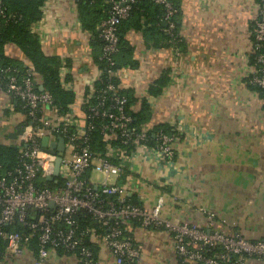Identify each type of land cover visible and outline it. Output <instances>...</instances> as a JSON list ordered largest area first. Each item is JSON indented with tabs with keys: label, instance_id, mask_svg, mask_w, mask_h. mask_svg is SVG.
<instances>
[{
	"label": "crops",
	"instance_id": "crops-1",
	"mask_svg": "<svg viewBox=\"0 0 264 264\" xmlns=\"http://www.w3.org/2000/svg\"><path fill=\"white\" fill-rule=\"evenodd\" d=\"M36 24L43 49L71 61L76 115L99 66L94 60L93 35L82 28L77 0H47ZM258 0H181L182 46L147 42L143 30L130 29L136 67L115 72L121 92L129 91L137 110L146 99L152 126L164 124L177 134L171 160L139 152L126 161L123 178L129 196L150 208L160 195L162 216L174 223L198 224L207 231L227 229L264 240V95L249 84L253 70V27ZM7 54L28 62L15 45ZM168 71V72H167ZM166 72L169 83L160 94L149 86ZM12 97L0 90V141L16 130L24 114ZM121 180L120 178H117ZM140 255L135 264H179L170 233L163 228L129 227ZM102 264H113L105 250ZM36 249L0 264H34ZM44 264H80L78 257L52 249ZM246 264H264L248 257Z\"/></svg>",
	"mask_w": 264,
	"mask_h": 264
},
{
	"label": "built area",
	"instance_id": "built-area-1",
	"mask_svg": "<svg viewBox=\"0 0 264 264\" xmlns=\"http://www.w3.org/2000/svg\"><path fill=\"white\" fill-rule=\"evenodd\" d=\"M154 1L165 8V31L173 42H179L181 36L173 30L178 8L172 0ZM109 2V16L99 26L103 39L100 58L109 65V74L115 75L112 67L120 50L119 24L129 16L135 0ZM0 17L10 20L17 15L0 0ZM252 34L254 67L248 81L264 90V0L258 1ZM24 63V70L16 64L0 68V80L6 78V89L0 82V90L21 100L24 109L18 127L22 132L1 141L17 150L13 165L0 160V242L7 256L20 257L35 246L34 264H44L52 249L76 255L80 264H102L99 255L95 257L94 245L98 251L108 252L113 264H135L140 250L129 227L139 223L171 234L179 264H246L248 257L264 260L262 239L252 240L223 228L207 231L195 223H174L162 216L163 195L150 208L131 200L123 178L126 161L139 152L171 160L176 153L174 130H154L146 123L135 127L129 97L110 81L87 111L81 108L83 117L76 115L74 103L61 114L51 94L39 90L43 84L40 74L29 61ZM99 71L96 80L103 69ZM62 83L71 88L68 82ZM95 93L91 85L81 104ZM96 130L105 143L104 152L93 146ZM45 136L46 146L42 144ZM59 136L64 137L65 147L55 182L48 177L55 171L58 154L50 149ZM94 172L102 178L96 179Z\"/></svg>",
	"mask_w": 264,
	"mask_h": 264
},
{
	"label": "trees",
	"instance_id": "trees-1",
	"mask_svg": "<svg viewBox=\"0 0 264 264\" xmlns=\"http://www.w3.org/2000/svg\"><path fill=\"white\" fill-rule=\"evenodd\" d=\"M47 0H2L4 5L10 12L16 13L15 19L6 20L0 17V68H4L8 64H16L25 69V63L17 57L7 54L6 47L9 44L15 45L24 57L29 61L35 70L42 77V83L45 90L49 92L53 98L55 105L59 109V113L66 114L70 109V105L77 101V94L74 89L67 88L63 85L62 81H70L72 79L71 61L63 59L59 55L48 54L41 43L40 36L35 29L36 24L43 17V8ZM178 8V13L174 17L175 27L174 32L180 34L179 16L181 14V0H172ZM261 1V0H258ZM78 15L85 31H89L93 35L94 48H100V52L94 53V60L103 72L98 80L95 81L94 87L96 93L92 96L87 103H82L81 108L87 111L88 107L96 102L97 93L102 90L110 81L115 86H119V79L115 75H110L107 71L109 65L105 59H101L103 39L100 37L99 26L103 19L109 16L110 2L109 0H77ZM165 8L162 4L154 0H135L132 4L130 14L127 18L123 19L119 24V47L120 50L114 55L116 64L112 67L116 72L121 66L136 67L137 61L133 59V46L126 38V33L130 29L143 30L145 38L151 45L158 46H182V38L179 42L175 43L172 40L171 34L165 31L164 25ZM252 62L254 55L251 56ZM168 72V71H167ZM0 82L3 83V88L6 89L5 79L1 78ZM64 79V80H62ZM169 83V77L166 72L162 73L156 80L149 86V92L152 95L160 94L163 87ZM251 85V84H250ZM257 89L261 95H264V90L256 85H251ZM89 93V88L86 91ZM129 97V112L133 116V125L140 128L142 124L149 121L151 118V108L146 99L141 100L140 106L137 110L130 108L134 102L129 91L125 90ZM14 100L15 109L24 113L21 100ZM164 128L166 130L170 127L159 124L155 126L154 130ZM93 146L98 151H105V143L98 131L93 133ZM17 150L11 146L4 144L0 141V160L7 166H11L16 162ZM134 201L133 198H131ZM35 248V246H34ZM95 257L98 255V247L92 245ZM36 249V248H35ZM5 254V247L0 242V261Z\"/></svg>",
	"mask_w": 264,
	"mask_h": 264
},
{
	"label": "water",
	"instance_id": "water-1",
	"mask_svg": "<svg viewBox=\"0 0 264 264\" xmlns=\"http://www.w3.org/2000/svg\"><path fill=\"white\" fill-rule=\"evenodd\" d=\"M101 30V28H99V31ZM39 90L44 91L45 87L43 84L39 85ZM22 132V128H17L16 130L12 131L9 133V137L10 138H15L19 133ZM48 142V136H45L42 139V144L44 146L47 145ZM12 148L16 149V146L13 145L11 146ZM56 147V149H55ZM64 147H65V139L62 136L58 137V142H52L51 144V148L50 149L53 153H57V159H56V164H55V171L53 173V175L49 176L48 179L49 180H54L55 182H57V179L55 178L58 174H59V168H60V164H61V160H62V155H63V151H64Z\"/></svg>",
	"mask_w": 264,
	"mask_h": 264
},
{
	"label": "rangeland",
	"instance_id": "rangeland-1",
	"mask_svg": "<svg viewBox=\"0 0 264 264\" xmlns=\"http://www.w3.org/2000/svg\"><path fill=\"white\" fill-rule=\"evenodd\" d=\"M94 176H95L96 179H101L102 178V174L98 173V172H94Z\"/></svg>",
	"mask_w": 264,
	"mask_h": 264
}]
</instances>
